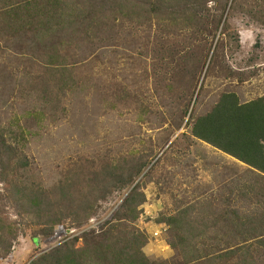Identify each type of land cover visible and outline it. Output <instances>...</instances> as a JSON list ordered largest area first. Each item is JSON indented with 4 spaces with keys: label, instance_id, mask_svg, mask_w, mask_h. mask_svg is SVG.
Masks as SVG:
<instances>
[{
    "label": "rangeland",
    "instance_id": "374dc122",
    "mask_svg": "<svg viewBox=\"0 0 264 264\" xmlns=\"http://www.w3.org/2000/svg\"><path fill=\"white\" fill-rule=\"evenodd\" d=\"M220 1L219 6L207 5L210 20L203 33L196 28L177 40L189 51L199 47L193 79L183 73L175 74L174 82L157 80L156 52L163 36L155 26L146 30L123 23L115 43L75 44L67 59L79 84L65 96L35 86V75L43 72L34 65L39 57L28 54L29 41L0 43V126L18 120L28 133L25 154L31 166L21 176L47 190L75 178L81 194L73 202L85 201L94 209L82 231L66 219L57 238L50 239L40 234L45 225H24L4 200L9 194L0 184V210L9 221H19L12 254L0 264H30L61 243L98 229L132 190L109 183L108 167L135 164L132 159L148 166L133 186L139 183L145 197L135 226L148 238L144 253L157 264H184L171 246L172 227L166 223L179 205L215 197L217 205L230 199L234 207H256L263 175L190 135L193 119L207 114L221 94L236 93L242 103L264 97V0H237L218 26L225 4ZM243 186L246 195H241Z\"/></svg>",
    "mask_w": 264,
    "mask_h": 264
},
{
    "label": "trees",
    "instance_id": "16d2710c",
    "mask_svg": "<svg viewBox=\"0 0 264 264\" xmlns=\"http://www.w3.org/2000/svg\"><path fill=\"white\" fill-rule=\"evenodd\" d=\"M236 1L225 0L218 26L224 25L225 14L234 8ZM211 2L218 6L222 3L220 0H0V43L15 46L29 41L28 54L39 57L34 65L43 72L35 75V86L45 91L58 90L57 95L60 91L65 96L79 84L72 71L73 64L67 59L75 44L82 42L93 47L115 43L123 23L146 30L155 26L163 36L156 52L160 62L157 80L161 83L167 78L174 82L175 74L183 73L184 78L193 79L199 47L195 45L189 51L177 40L190 30L206 29L210 20L207 5ZM172 37L176 38L175 43ZM167 42L169 46L165 47ZM187 50L192 54H186ZM212 64L213 57L208 70ZM190 135L264 177V97L242 103L236 93L221 94L207 114L193 119ZM27 146L28 133L18 120L8 128L0 126V184L9 194L4 200L11 202L27 227L45 225L47 229L40 234L50 239L57 238V230L66 219L72 228L82 231L92 219L94 209L88 208V202H73L81 194L77 192L79 180L68 177L51 190L28 184L21 176L31 166L25 154ZM131 161L135 164L117 163L108 167L109 183L119 184L121 190L132 188L111 217L98 229L61 243L30 264H157L144 253L148 238L135 226L140 215L138 208L145 197L139 194V183L133 186L148 166L144 160ZM261 186L256 195V209L234 207L230 199L217 205L212 197L190 201L173 211L174 215L166 221L172 227L170 243L184 264H264V185ZM244 190L247 187L241 188V195ZM256 190L253 189L255 194ZM71 206L83 210H70ZM18 222L9 221L0 210V260L12 254L19 237ZM80 240L82 246L78 248ZM33 242H39L36 234Z\"/></svg>",
    "mask_w": 264,
    "mask_h": 264
},
{
    "label": "built area",
    "instance_id": "2783aa9c",
    "mask_svg": "<svg viewBox=\"0 0 264 264\" xmlns=\"http://www.w3.org/2000/svg\"><path fill=\"white\" fill-rule=\"evenodd\" d=\"M159 235H158V233L155 235V237H156V239H157V237H158Z\"/></svg>",
    "mask_w": 264,
    "mask_h": 264
}]
</instances>
